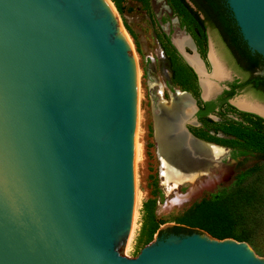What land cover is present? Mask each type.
I'll use <instances>...</instances> for the list:
<instances>
[{
  "label": "water",
  "instance_id": "1",
  "mask_svg": "<svg viewBox=\"0 0 264 264\" xmlns=\"http://www.w3.org/2000/svg\"><path fill=\"white\" fill-rule=\"evenodd\" d=\"M226 3L264 63V0ZM136 213L137 57L121 24L103 0H0V264H264L204 232L126 258Z\"/></svg>",
  "mask_w": 264,
  "mask_h": 264
},
{
  "label": "rangeland",
  "instance_id": "2",
  "mask_svg": "<svg viewBox=\"0 0 264 264\" xmlns=\"http://www.w3.org/2000/svg\"><path fill=\"white\" fill-rule=\"evenodd\" d=\"M118 1L120 11L115 8L116 15H118L116 17L132 42L140 72L139 86L142 95L138 104V140L141 147V156L139 155L137 165L138 207L128 244L122 248L120 253L121 256L126 258L136 259L145 248L156 246L162 240L171 241L169 229L177 224V219L187 209L193 204L208 199L215 193L231 187L238 174L253 167L256 163L260 162V159L257 154L252 153L247 156L233 158L232 153L238 150V147L231 146L222 141L229 140V137L217 131L216 127L210 124L200 126L194 121H189L185 123V128L188 129L190 135L195 137L193 133L201 132L203 136L215 138L216 142H204L222 147L224 149V155L215 161L212 160V163L207 167L206 171L201 167L195 168L191 164H189L190 166H182V181H185L181 183H178V181L175 184L176 182L166 179L163 174L164 169L159 151L156 115L159 114V108H161L163 103L165 105L172 104L173 98L180 94L181 89L171 80V72L168 59L164 52L162 35L165 33L172 42L174 41L176 43L177 40L189 37L194 42V37H198L200 34L192 28V23L189 19H187L189 21L188 30L183 29L181 15L177 14L176 11L174 12L171 7L173 0ZM208 41L207 54L211 51L210 55L213 53L226 70V73L230 75L222 81H217L218 88L221 87L222 89L228 80L234 76L238 77L241 75L232 63L227 49L218 36L215 33L209 32ZM186 52L189 53L188 51ZM199 58L204 63V67L209 74L214 72V67L212 69L211 62L208 59L204 61L201 55ZM240 78L242 79V76ZM173 89L176 91H173ZM219 92V90L218 92L215 91L210 98H213ZM187 93L193 99L198 100L193 92ZM198 97L199 99L203 97L202 89H199ZM240 99H247L250 102L264 107V98L260 94L250 89H243L230 99L231 102H234V105L230 104L234 110L228 106L223 107L221 112L225 114L226 118L235 121L240 120L242 116L239 115V112H245L238 109L236 106L237 103L235 104ZM211 118L214 122H218L223 117L213 114ZM227 145L230 147H227ZM233 148H236V150ZM197 175L200 176L198 177ZM195 176H197L195 180H186ZM257 187L261 193H264V179L261 180ZM148 200L155 201L153 214L158 229L153 234L151 240L147 244H143L141 232L146 214L144 211V203ZM257 217L260 223L257 231V245L264 252V207H258ZM201 232L197 231L196 233L201 234ZM244 243L248 244L258 257L264 258V255L257 252L251 244L248 242Z\"/></svg>",
  "mask_w": 264,
  "mask_h": 264
},
{
  "label": "trees",
  "instance_id": "3",
  "mask_svg": "<svg viewBox=\"0 0 264 264\" xmlns=\"http://www.w3.org/2000/svg\"><path fill=\"white\" fill-rule=\"evenodd\" d=\"M115 8L120 11L118 0H111ZM197 5V9L202 11L218 28L228 49L232 52L237 63L245 65L250 70L259 61L251 55L245 42L242 40L236 24H232V19L228 18L222 0H192ZM171 7L182 17V24L188 28L189 21L192 28L197 26L201 37H195L198 43L199 52L205 58V30L203 20L199 18L198 11H194L185 0H173ZM189 19V21L187 20ZM164 52L169 62L171 80L183 91L193 92L196 95L199 111L198 120L202 125H212L217 131L222 132L229 140H222L231 146L238 147L232 153L233 158L237 156H247L250 153L257 154L258 163L246 171L238 174L232 186L223 189L208 199L201 200L193 204L178 219L177 224L169 230L175 234L190 235L197 231H202L217 240L233 239L237 242H248L257 252L264 255L262 248L257 245V231L260 227L257 217L258 207H264V193L259 191L257 185L264 179V119L261 117L239 112L242 119L235 121L225 117L222 111L224 106L233 109L228 100L236 94L234 91L224 92L216 103L212 101L202 102L199 99V87L197 76L181 58L177 50L171 44L169 36L163 33ZM237 64V65H238ZM262 92L264 95V76L254 77L240 85H233V88L244 89L248 84ZM227 95V96H224ZM217 109V110H216ZM216 114L223 117L218 122H214L209 115ZM200 140L216 142L215 138L203 136L201 132L193 133ZM227 147H230L227 145ZM255 179V180H254ZM154 200L144 203L145 220L142 226V243L147 244L158 226L154 221L153 208ZM261 249V250H260Z\"/></svg>",
  "mask_w": 264,
  "mask_h": 264
},
{
  "label": "bare ground",
  "instance_id": "4",
  "mask_svg": "<svg viewBox=\"0 0 264 264\" xmlns=\"http://www.w3.org/2000/svg\"><path fill=\"white\" fill-rule=\"evenodd\" d=\"M103 1L110 9V11L113 13V15L115 17L118 16L116 15L117 12L112 2L110 0H103ZM124 32L132 47V42L130 40V37L128 36L125 30ZM173 43L178 48V50H180L183 53L185 47L191 45V40L189 38H184L181 40H177L176 43L175 42ZM187 58L189 62L193 66H195L196 70H198V73L201 75L202 78L201 87L204 88L203 97L204 98H209L210 96L212 97V94L215 91L217 92L218 90L220 91V88H218L219 86L217 81H221L224 78H226L227 73L224 67L222 66V64L220 63V61H218V59L216 58V56L213 53L211 55V59L214 64V72H212L211 74L206 72L204 68V64L202 63L201 59L198 57V54L191 56L188 55ZM139 77H140V72L137 66V165H138V159L141 156L140 154L141 147H140V142L138 140V130H139L138 104L142 97L141 88L139 86ZM235 104L243 110L258 113L264 117V107L257 103L250 102L247 99H240L237 102H235ZM195 107L196 106L192 97L188 93L181 92L177 97L173 98L172 104L165 105L163 103L161 105L162 113L165 112L167 116L160 115L156 117L157 138L159 142V148H160L159 151L164 169L163 174L165 175L167 180L176 182L175 184H177L178 181H179L178 183L185 181V180L182 181L183 178L181 174V168L183 165L186 166H190V165L188 163L181 164L179 160L176 161L175 159H173L172 157L174 156V153L178 154V152H180L181 150L184 151L186 150L190 158L192 159L190 164L195 168L201 167L205 169L204 171L207 170V167L212 163V160L215 161L224 155V149L222 147L214 144L205 143L204 141L196 140L186 130L185 123L189 122V120L194 121L193 114ZM197 176L186 180L188 181L195 180ZM137 207H138V197H137ZM132 225L130 228L128 241L131 235ZM128 241L126 245L128 244Z\"/></svg>",
  "mask_w": 264,
  "mask_h": 264
},
{
  "label": "flooded vegetation",
  "instance_id": "5",
  "mask_svg": "<svg viewBox=\"0 0 264 264\" xmlns=\"http://www.w3.org/2000/svg\"><path fill=\"white\" fill-rule=\"evenodd\" d=\"M187 3H188V5L194 10V11H198V14H199V18L201 19V20H203V26H204V30H205V50H206V54H205V58H203V60L204 61H206L207 59L209 60V62H211V65H212V69H213V67H214V64H213V62H212V59H211V51H210V53L209 54H207V50H208V46H209V32H212V33H215L217 36H218V38L220 39V41L222 42V44L224 45V47L227 49V52H228V54L230 55V57H231V61H232V63L234 64V66H235V68L238 70V72H239V74L242 76V79L240 78L241 76H234L233 78H231L230 80H228L226 83H225V86L221 89V91L216 95V96H214L213 98H211L210 100H203V97H201L200 98V100L202 101V102H209V101H212L213 103H216L217 101H218V99H219V97H221L222 95H223V93L226 91V92H230V91H234L236 94L239 92V91H241L240 89H238L237 87L236 88H233V85H240V84H242V83H244V82H246V81H248V80H250V79H252V78H254V77H263L264 76V63H262V62H258L253 68H251L250 70H248V69H246L245 68V65H243V64H238L237 63V60H236V58L233 56V55H231L232 54V52H230L229 51V49H228V47H227V45H226V43H225V41H224V39H223V37L221 36V33H220V31H219V28L210 20V19H208L206 16H205V14L202 12V11H199L198 9H197V5L194 3V1H192V0H185ZM220 2H222L223 3V5H224V8H225V12L226 13H228V18H230V19H232V24H236L235 23V21H234V19H233V17H232V14H231V12H230V10L228 9V6H227V3H226V0H222V1H220ZM183 27V29L184 30H188L187 29V27L186 26H182ZM194 30H195V32H199V29L197 28V26H195L194 28H193ZM240 32V31H239ZM200 34V36H198L199 38L201 37V33H199ZM189 37V36H188ZM242 37V36H241ZM190 38V37H189ZM191 39V38H190ZM194 39H195V37H194ZM243 40V39H242ZM170 41H171V44L174 46V48L177 50V52H178V54L181 56V58L184 60V62L190 67V68H192V70L194 71V73L196 74V76H197V84H198V87H199V89H202L203 90V88H201V86H200V83H201V76H200V74L198 73V70H196V68H195V66H193L190 62H189V60H188V58H187V56L189 55V56H191L190 54H196L197 52L199 53V47H198V43L196 42V39L194 40V42H193V40L191 39V45H189V46H186L185 47V50L183 51V53L180 51V50H178L177 48H176V46H175V44L172 42V40L170 39ZM193 48H194V50H193ZM186 51H188L189 53H187ZM197 53V54H198ZM251 53V52H250ZM194 54V55H195ZM251 55H253L252 53H251ZM254 56V55H253ZM198 57H200V53L198 54ZM202 61V60H201ZM203 63V62H202ZM204 64V63H203ZM238 64V65H237ZM205 68V67H204ZM196 70V71H195ZM206 70V69H205ZM207 72V71H206ZM212 72V71H211ZM230 75H228L227 74V76H226V78H228ZM226 78H224V79H226ZM223 79V80H224ZM222 81V80H221ZM179 87V86H178ZM180 88V87H179ZM181 89V88H180ZM244 89H250V90H252V91H254V92H256V93H258V94H260L261 95V97H263L264 98V95H262L261 93L262 92H260V91H258V90H256L254 87H253V84H248ZM182 90V89H181ZM180 90V93L181 92H185V93H187L186 91H181ZM243 90V89H242ZM173 91H176L175 89H173ZM169 92V91H168ZM189 94V93H188ZM235 94V95H236ZM190 95V94H189ZM224 96H227V95H224ZM193 99V98H192ZM194 101H195V106L197 107V111L195 112V114H194V122L197 124V125H200V126H202V123L198 120V118H197V113H198V111H199V105L197 104V100H195V99H193ZM230 100V99H229ZM229 100H228V103H229ZM238 107V106H237ZM217 110V109H216ZM211 115L212 114H210L209 115V117L211 118ZM212 119V118H211ZM189 121H191V120H189ZM187 131H188V129H187ZM189 132V131H188ZM195 138V137H194ZM199 140V139H198ZM211 144V143H210ZM169 232H170V235H178V234H175L174 232H172V231H170L169 230Z\"/></svg>",
  "mask_w": 264,
  "mask_h": 264
}]
</instances>
